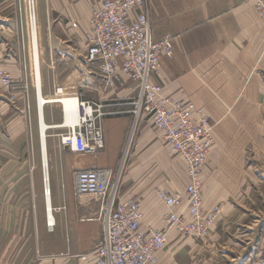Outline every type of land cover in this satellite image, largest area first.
Instances as JSON below:
<instances>
[{"label":"crops","instance_id":"0c3cea01","mask_svg":"<svg viewBox=\"0 0 264 264\" xmlns=\"http://www.w3.org/2000/svg\"><path fill=\"white\" fill-rule=\"evenodd\" d=\"M26 3L0 0L1 12L6 11V16L0 14V57L15 85L10 89L0 81V264H91L92 257L83 255L102 235L97 218L100 203L91 194L76 193V171L96 166L119 168L129 147L132 163L127 171L124 167L122 197L141 200L144 229L161 228L166 207L157 193L167 183L168 177L162 174L167 166L152 168L151 161L143 159L151 142L164 137L145 118L130 141L134 116L127 102L136 94L137 83L123 75L116 87L105 88L96 71L88 72L86 64H78L83 79L71 88L76 85L83 98L104 101L116 112L103 120L105 146L96 153H77L59 146L53 136L65 127L47 129L50 202L55 219L50 227L38 91L33 84L24 90L26 79L31 83V70L33 74ZM147 8L154 39L171 35L175 47L173 56H162L154 80L163 85L165 95L203 106L216 121L213 134L217 143L202 173L205 204L210 206L217 198L229 201L230 194L250 182L248 146L252 143L264 152V19L253 0H148ZM91 10L90 0H36L40 41L69 48L78 42L84 54ZM73 22L78 25L73 26ZM40 55L42 66V51ZM41 75L44 90L43 72ZM12 92L17 93L15 99L10 98ZM44 92L55 94L50 85ZM49 107L47 121L61 123L63 110L58 122ZM167 173L171 176L169 170ZM183 176L184 190L189 181L187 169ZM217 189L223 191L218 193ZM175 236L179 235L172 231L170 241ZM168 255L161 250L158 264H169Z\"/></svg>","mask_w":264,"mask_h":264},{"label":"built area","instance_id":"2783aa9c","mask_svg":"<svg viewBox=\"0 0 264 264\" xmlns=\"http://www.w3.org/2000/svg\"><path fill=\"white\" fill-rule=\"evenodd\" d=\"M26 1L30 27H33V23L38 21L36 0ZM90 1V27L85 32L86 50L83 54L88 72L96 71L105 88L116 87L123 75L137 83L136 94L127 102L134 116L130 141L139 122L150 119L163 133L171 150L184 158L189 177L184 190L158 189V197L166 207L163 214L165 224L161 228L144 229L145 213L141 200L137 197L123 198L121 192L129 147L119 168L96 166L78 169L76 193L91 194L100 203L97 218L102 223V235L93 251L91 264H158L159 252L170 242L172 231L179 236L205 238L222 213L219 204H205L202 179L214 144V124L203 106L165 95L163 85L154 80L162 56H173L175 47L171 35L154 39L148 0ZM254 2L264 19V0ZM72 25L76 27L78 23L73 22ZM32 68L35 81L34 53ZM0 81L10 89L15 87L13 75L1 57ZM29 85L26 79L24 90H28ZM57 93L68 94L60 83L55 87ZM16 95L12 92L10 98L15 99ZM78 95V119L73 125L62 123L61 127L66 130L59 133L60 146L79 153H96L105 146L103 120L116 111L107 108L109 104L104 101L83 98L79 92ZM62 110L65 119L67 112ZM43 174L45 194L49 199V168L45 166L44 157ZM47 210L48 225L53 227L55 220L51 218L49 207ZM246 264H264V256L251 257Z\"/></svg>","mask_w":264,"mask_h":264},{"label":"rangeland","instance_id":"374dc122","mask_svg":"<svg viewBox=\"0 0 264 264\" xmlns=\"http://www.w3.org/2000/svg\"><path fill=\"white\" fill-rule=\"evenodd\" d=\"M0 14L6 16V11L1 12L0 10ZM55 30L58 33L61 32V29ZM6 35L12 36L13 34L6 33ZM27 35H31V27L26 29V36ZM27 46L31 51L30 56H32L33 45L31 40L30 44L28 43ZM74 47L75 48H69L67 45L56 43L47 46L43 40L40 41L43 60L42 72L44 90H46V85H50L55 91L56 84L59 82L60 84L63 83L68 93L64 95H56L54 93L48 95L44 92L45 112L46 107L50 105L49 108H52L54 111L51 112L53 118L58 122L62 121L63 107L65 105L74 106L78 102L77 99L79 95L77 87L74 85L73 88H71V86L79 83L83 79V75L79 70V65L85 64V59L83 53L80 51L78 42L75 43ZM71 52H74L73 56H69ZM95 75L100 77L98 74ZM30 81V85L33 84L32 86H34L33 88L35 90L36 86L32 70ZM33 88L30 90L32 94L34 93ZM47 96L50 97L48 98V103H46ZM211 119L215 128L216 121L212 117ZM137 129L134 135H137L139 130ZM65 130L66 128L63 131ZM160 137L151 142V147L149 146L148 152L143 160L146 162L151 161L152 168L159 169V167H164L166 165L167 169L162 173L168 177L165 187H168L172 191L183 190V181L185 180L183 173L187 169L186 162L179 153L171 150L162 136ZM53 138L60 146V135H54ZM216 143L214 135V144L216 145ZM257 150L260 154L257 153ZM262 152L263 150L259 149V146L258 149H256L252 143L248 146L246 163L248 164L247 167L249 166L250 168V182L247 187L237 189L230 194L228 196L229 201L225 198L215 199V203L213 204L222 206V213L213 223L208 236L205 238H195L187 235L173 237L165 248L166 252L169 253V264H246L251 257L258 255L264 256V152L261 155ZM131 158L132 157L128 154L125 161L126 171L128 166L132 163ZM168 170L171 176L168 175ZM141 177H143V175ZM177 181L180 182V185ZM222 191L223 189L216 190L218 193ZM88 195H84L85 198ZM219 196L220 195L217 197ZM99 240L100 238L83 257H92L95 246ZM57 244H59L58 240Z\"/></svg>","mask_w":264,"mask_h":264},{"label":"bare ground","instance_id":"6f19581e","mask_svg":"<svg viewBox=\"0 0 264 264\" xmlns=\"http://www.w3.org/2000/svg\"><path fill=\"white\" fill-rule=\"evenodd\" d=\"M30 40L33 45V53H34V72H35V82L36 87L38 90V112H39V129H40V145L43 152L44 157V163L47 168H49L50 165V159L48 156V132L47 129L50 127L55 126H63V122L66 124L73 125L76 123L78 119V103L75 106L72 107H65L66 109V117L63 119L61 123L52 124L46 120V112H45V98H44V90H43V84H42V72H41V49H40V39L38 35L37 30V20L33 23V27H31V35ZM61 94V93H57ZM56 94V95H57ZM66 93H62L61 95H64ZM79 98V96H78ZM78 100V99H77ZM51 170V169H50ZM48 183V181H47ZM50 186V183H49ZM51 195L49 196L48 201V207L50 208L51 218L54 221V214H53V203L50 202Z\"/></svg>","mask_w":264,"mask_h":264}]
</instances>
